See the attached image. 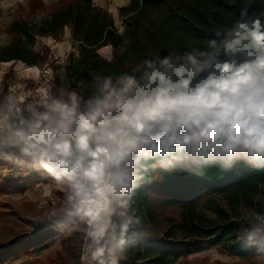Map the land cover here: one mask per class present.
Returning <instances> with one entry per match:
<instances>
[{"label": "clouds", "instance_id": "9594fccd", "mask_svg": "<svg viewBox=\"0 0 264 264\" xmlns=\"http://www.w3.org/2000/svg\"><path fill=\"white\" fill-rule=\"evenodd\" d=\"M0 160L17 176L49 177L46 196L61 190L37 227L82 232L81 264H121L155 240L137 196L159 172L264 170V10L242 7L202 44L95 76L87 95L9 87L0 93ZM237 224L236 243L264 261V210Z\"/></svg>", "mask_w": 264, "mask_h": 264}, {"label": "trees", "instance_id": "16d2710c", "mask_svg": "<svg viewBox=\"0 0 264 264\" xmlns=\"http://www.w3.org/2000/svg\"><path fill=\"white\" fill-rule=\"evenodd\" d=\"M38 2L48 12L37 23L23 18L10 22L7 30L12 37L0 47V61L41 63L45 55L34 50L35 37L57 38L68 26L75 45L66 57L65 75L69 85L83 95L90 92L95 76L131 71L149 55H165L172 50H183L189 44H202L213 27L233 19L242 7L264 10V0H129L118 9L120 31L111 14L92 0H56L49 5ZM106 45L111 48L109 59L98 52ZM1 163L13 167L3 160ZM42 178L43 182L50 180L45 175ZM36 180H41L36 172L18 181L1 176L0 191L24 189ZM217 198L225 200L233 209H238L240 204L260 208L264 200V170L241 163L230 170L211 168L202 176L187 172L156 174L138 193L141 211L147 222L152 221L157 215L155 203L166 201L180 210L179 221L154 241L130 249L123 256L127 263L169 264L188 254L205 238L208 244L241 261L253 260L254 256L235 241L237 221L204 222L198 205L217 203ZM12 245L13 242L5 246ZM8 256L5 250L0 260Z\"/></svg>", "mask_w": 264, "mask_h": 264}, {"label": "rangeland", "instance_id": "374dc122", "mask_svg": "<svg viewBox=\"0 0 264 264\" xmlns=\"http://www.w3.org/2000/svg\"><path fill=\"white\" fill-rule=\"evenodd\" d=\"M38 1L0 0V47L5 46L11 40L12 34L8 32L7 28L13 19L23 18L29 22L37 23L48 12V8L39 5ZM41 1L44 3L43 0ZM110 2L112 1L110 0ZM49 4L51 3L45 5ZM96 5L107 10L111 16L112 13L115 17L117 16L116 11L109 9L106 4L105 6ZM120 7L117 6V12ZM116 27L118 30H122L119 19L116 21ZM69 41H71L70 47L67 49L61 47ZM74 45L75 42L72 40L70 27L68 26L63 28L57 38L50 35H37L33 48L40 54H44L45 59L36 65H27L17 59L0 61V93L7 91L9 87H14L21 96L32 97L43 91V87L45 89H64L65 91L75 89L69 85L64 69L66 57L69 52L74 50ZM98 52L103 57H106L104 55L108 53L103 49H98ZM110 55L111 52H109V57ZM19 66L23 70L25 68L31 69L37 74L18 76L22 75V69H19ZM44 69L47 73L43 72ZM5 168L10 171L4 172ZM13 168L14 166L10 168L7 164L1 163L0 177L18 179L20 176L15 175ZM39 177L41 180L32 182L36 184L31 186L32 189L28 193H25L27 189L29 190L27 186L24 189H17V193L8 190L0 191V251L7 250V255H9L7 259L0 260V264H81L82 247L80 243L82 232L65 233L52 227L36 226L35 222L50 206V204H43V186H41L43 175L39 174ZM57 190L60 189L57 188ZM56 194L61 196L58 193ZM48 198H46L47 202L50 201ZM53 199L51 198V200ZM216 201L217 203L211 201L207 204L198 205L205 216H203L205 223L210 220L219 223L238 221L241 215L256 208L240 204L238 209L235 208V210L222 198H217ZM155 205L157 215L152 221H148V224L151 226L154 236L159 237L170 225L179 221L180 210L178 207L162 200H158ZM256 209L264 210V200H262L260 208ZM33 231L34 233H31ZM206 241V238L200 241L188 254L169 264H238L233 255L208 244ZM11 242H13L12 246H5ZM31 246L33 248L28 251ZM246 262L264 264V261L255 257L253 260L248 259Z\"/></svg>", "mask_w": 264, "mask_h": 264}, {"label": "crops", "instance_id": "0c3cea01", "mask_svg": "<svg viewBox=\"0 0 264 264\" xmlns=\"http://www.w3.org/2000/svg\"><path fill=\"white\" fill-rule=\"evenodd\" d=\"M56 0H43V2L45 3V4H48V3H52V2H55ZM93 1V3L94 4H99L100 6H105V4L108 6V8L109 9H111V10H113V11H116L115 13L117 14V16L115 17V15L112 13V18H113V20H114V24H115V26H116V21H117V19H119V21H120V18H119V16H118V12H117V6H125V5H127L128 4V2H129V0H111L112 2H110V0H92ZM117 5V6H116ZM120 26H121V22H120ZM71 46V41H69L68 43L66 42V45L65 46H61L62 48H64V49H67L68 47H70ZM64 49H61V50H64ZM99 49H103V50H105L106 52H108L107 54H105L104 56H106L105 58H107V59H109L110 57H111V55H110V57H109V52H111V48H110V46L109 45H106V46H102L101 48H99ZM12 61V60H11ZM19 69H22V67H18ZM31 69H22L21 70V74L22 75H18V76H28V75H30V74H37V73H35L33 70H31ZM18 74V73H17ZM50 74V73H49ZM48 74V75H49ZM46 79V78H45ZM45 89V87H43V90ZM14 171V170H13ZM31 176V173L30 174H28V175H23V176H20V177H18V179L17 178H12V180H14V181H18L19 179L21 180V179H24V178H29ZM51 183V180H49V181H47V182H43V183H41V186H43V204H53V203H58L59 202V199H60V197L61 196H57V194L56 193H58V195H62V192H61V190H57V186H53L52 188H51V192H50V195H48V196H46L45 195V188H44V186L46 185V184H50ZM33 184H36V183H30V184H27V188H29V190L27 189V192H25V193H28V191L30 192V189H32V185ZM40 184V183H39ZM6 191V190H5ZM8 191H11V192H15V193H17L16 192V190H9L8 189ZM49 197V198H48ZM46 198H48V199H50V201L49 202H47V200H46ZM51 198L53 199V198H55V199H53V200H51ZM57 199H58V201H57ZM45 206V205H44ZM34 232V231H33ZM33 232H31V233H33ZM39 232H41V231H39ZM38 232V233H39ZM31 233H29V234H31ZM32 235H34V234H32ZM82 235V241H81V247H82V244H83V234H81ZM30 237V236H29ZM33 248V246H31L30 248H28V251L29 250H31ZM234 258H235V261H237L238 262V264H250V262H246V261H241V260H239V258L238 257H235V256H233ZM235 261H232V262H235ZM127 261H126V259L124 258V257H122V259H121V264H125Z\"/></svg>", "mask_w": 264, "mask_h": 264}, {"label": "built area", "instance_id": "2783aa9c", "mask_svg": "<svg viewBox=\"0 0 264 264\" xmlns=\"http://www.w3.org/2000/svg\"><path fill=\"white\" fill-rule=\"evenodd\" d=\"M44 73H47V71H45V69H44V71H43ZM34 233V232H33Z\"/></svg>", "mask_w": 264, "mask_h": 264}]
</instances>
